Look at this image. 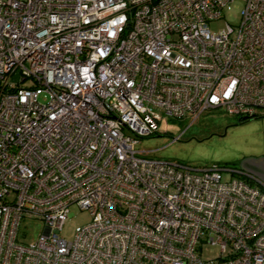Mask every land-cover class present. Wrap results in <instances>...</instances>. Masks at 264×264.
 I'll use <instances>...</instances> for the list:
<instances>
[{
  "label": "built area",
  "instance_id": "built-area-1",
  "mask_svg": "<svg viewBox=\"0 0 264 264\" xmlns=\"http://www.w3.org/2000/svg\"><path fill=\"white\" fill-rule=\"evenodd\" d=\"M233 1L0 0V264H264L263 181L135 148L163 117L264 113V0L212 31Z\"/></svg>",
  "mask_w": 264,
  "mask_h": 264
},
{
  "label": "rangeland",
  "instance_id": "rangeland-1",
  "mask_svg": "<svg viewBox=\"0 0 264 264\" xmlns=\"http://www.w3.org/2000/svg\"><path fill=\"white\" fill-rule=\"evenodd\" d=\"M241 2L233 1L223 9L221 17L210 21V29L221 30L225 22H236L239 17ZM39 100L45 101L48 94L39 95ZM252 117L245 121H237L236 115H231L222 109L205 111L191 123L189 118L171 119L163 117L159 132L141 137L135 148L145 150L151 156L176 160L192 166H204L211 163L232 165L235 158L241 155L243 147L249 139L259 132L260 124ZM177 136V137H176ZM176 137V138H175ZM229 176L228 171L222 172V177ZM90 213L85 208L71 204L66 220L61 228V235L71 240L75 227L90 220ZM43 228L38 219H23L20 226L19 240L33 242ZM216 244H204L201 249L203 257L218 255Z\"/></svg>",
  "mask_w": 264,
  "mask_h": 264
},
{
  "label": "crops",
  "instance_id": "crops-1",
  "mask_svg": "<svg viewBox=\"0 0 264 264\" xmlns=\"http://www.w3.org/2000/svg\"><path fill=\"white\" fill-rule=\"evenodd\" d=\"M256 121H259L260 129L255 137L249 139L243 147L241 155L235 158L237 167L251 173L264 182V113Z\"/></svg>",
  "mask_w": 264,
  "mask_h": 264
},
{
  "label": "trees",
  "instance_id": "trees-1",
  "mask_svg": "<svg viewBox=\"0 0 264 264\" xmlns=\"http://www.w3.org/2000/svg\"><path fill=\"white\" fill-rule=\"evenodd\" d=\"M258 116H260V115H258ZM252 117H257V116H247V117H239V116H237V121H245V120H248V119H250V118H252ZM236 164V161H233V164L232 165H235ZM237 166V165H236ZM250 178V177H249ZM252 179V178H251ZM250 179V180H251ZM252 181H254V182H256V183H258L255 179H252Z\"/></svg>",
  "mask_w": 264,
  "mask_h": 264
}]
</instances>
